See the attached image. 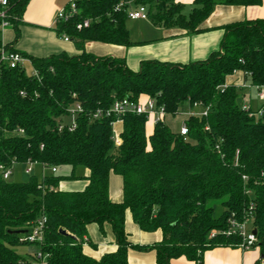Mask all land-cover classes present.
Wrapping results in <instances>:
<instances>
[{
  "label": "trees",
  "instance_id": "1",
  "mask_svg": "<svg viewBox=\"0 0 264 264\" xmlns=\"http://www.w3.org/2000/svg\"><path fill=\"white\" fill-rule=\"evenodd\" d=\"M28 1L13 0V37L4 47L28 57L37 75L0 64V165L33 162L56 171L67 167L68 173L50 170L38 178L31 171L18 182L3 179L0 172V264L38 262L17 247L34 244L20 237L41 215L46 221L39 250L45 264H129V248L154 250L156 264L178 257L202 264L205 250L238 245L237 235L221 232L229 229V219L244 217L251 218L257 238L255 264L264 261V111L249 116L241 109V89L225 84L235 72L250 84H264V18L222 25L219 49L196 62L142 60L131 70L123 58L85 50L87 42L132 44L125 22L127 10L137 5L146 7L154 25L196 33L215 5L246 7L261 0H193L187 14L176 0H78V11L53 27L78 53L44 57L14 48ZM83 20L89 24L78 29ZM142 95L163 106L166 115L192 110L195 103L193 110L206 114L187 115L186 135L171 130L165 120L154 123L147 135L146 114L126 113L119 144H114L112 118L92 119L91 114L123 97ZM75 102L82 107L75 128L59 130ZM78 167L87 169V176L76 174ZM112 174L121 178L120 201L109 197ZM76 179L87 181L82 189H59L61 181ZM127 211L140 230H160V241L130 243ZM91 223L102 233L105 224L110 226L115 251L98 259L83 252Z\"/></svg>",
  "mask_w": 264,
  "mask_h": 264
},
{
  "label": "crops",
  "instance_id": "2",
  "mask_svg": "<svg viewBox=\"0 0 264 264\" xmlns=\"http://www.w3.org/2000/svg\"><path fill=\"white\" fill-rule=\"evenodd\" d=\"M176 1L183 5L182 12L184 13L185 6L187 4L192 5L193 0ZM66 2L67 0H29L22 14L19 25L20 35L14 44V48L35 57H44L60 52H65L68 55L77 54L74 44L70 40L65 41L62 36H58L53 30L55 12ZM255 18H264V0H261L258 5L246 7L217 4L210 15L200 23L199 28L201 30L196 33H189L186 29L180 27L154 25L149 19H130L136 22L132 26L125 24L132 44L115 46L87 42L85 50L97 56L110 55L123 58L126 66L131 70H137L142 60H159L175 64L196 62L206 59L211 52L219 49V43L223 36L222 25L242 19ZM9 30L10 34L5 38L3 37V42L12 39L13 32L10 28ZM243 82L241 72H235L225 79L227 85L238 86ZM241 91V93L246 92ZM248 93L250 94L249 91ZM141 99H145V96L142 95ZM187 110L189 111V109ZM120 126L121 122L114 125L117 133ZM153 126L154 124L150 120L146 121L145 132L147 135L152 133ZM33 166H39L41 175L43 174V167L38 164ZM87 174L88 171L85 169L82 176H87ZM86 182V180L81 179L63 180L59 183V189L80 190ZM121 189V178L112 174L109 178L108 187L111 200H121ZM103 229L104 233L99 230L98 225L95 223L87 226L89 240L82 245L83 252L86 255L98 259L105 253L115 251L116 244L110 226L105 224ZM125 230L128 233L129 242L135 245H152L161 239L160 230L154 232L140 230L132 221L128 211L125 214ZM37 249V245L30 244L24 246L20 253L31 257ZM127 258L129 264H156L154 250L144 251L129 248ZM259 258V250L256 247L242 251L237 246H218L203 252L202 264H255ZM29 264H39V262L32 261ZM170 264L194 263L184 257H178L171 259Z\"/></svg>",
  "mask_w": 264,
  "mask_h": 264
},
{
  "label": "built area",
  "instance_id": "3",
  "mask_svg": "<svg viewBox=\"0 0 264 264\" xmlns=\"http://www.w3.org/2000/svg\"><path fill=\"white\" fill-rule=\"evenodd\" d=\"M77 1L78 0H67V2L60 7L55 15L54 24L58 21H66L72 15H74L77 11ZM13 0H0V33L3 36V33L6 29L11 27V21L13 19L16 20V17L11 13V5ZM127 18L129 19H148L147 17V9L144 5H137L133 8L127 10ZM89 24L88 20H83L79 22L76 27L78 29L85 27ZM64 40H69L66 36H63ZM1 41L0 47V64H6L10 68L22 67L24 69L26 64L30 66L29 75H37V72L32 68L30 59L26 56H23L19 52L9 51L4 47L3 38ZM237 88L244 90L241 94V109L248 113L249 116L259 117L262 115L264 111V84L262 85H253L247 81H244L240 85L236 86ZM253 90L255 92V96L257 100L260 102V105L256 110L251 108V98L248 91ZM23 95L24 93L21 92ZM145 96V99H141V96L136 100H132L129 97H123L122 99L115 100L110 107L108 108H98L92 114V119H100V118H112L111 126L113 131V142L114 144H119L118 133L114 129V125L118 122H121V117L126 113H135V114H146L147 120H150L153 124L157 121H163L165 118V111L163 106H156L155 100L149 96ZM193 109H198L197 104H193ZM187 111V115L190 114H200L205 115L206 110L203 111H195V110ZM82 111V107L79 102H75L68 109V115L65 118H69L66 122H60L58 129H62L66 127L69 131H72L76 126V116L79 112ZM181 135H186L187 127L184 123V120L179 126L178 129ZM16 134L22 135L23 130L17 129L15 131ZM36 163L28 162L25 166L24 172L29 174L32 170V166ZM11 167H4L0 165V172L3 179H8L11 175ZM50 170L52 172L56 171L55 167H51ZM245 179L244 176H242ZM46 221L44 215H41L30 227V230L23 234L20 237L21 241L34 243L37 245L38 249L34 253V256L38 259L39 264H45V255L41 253L39 250V245L43 240V226ZM229 229L221 232L224 235L235 234L240 238V242L237 247L242 251L249 250L254 248L255 243L257 241L255 233H253V227L251 224L250 217H244L241 221L237 219H229ZM215 231L211 232V235L215 234ZM259 264H264V261H260Z\"/></svg>",
  "mask_w": 264,
  "mask_h": 264
},
{
  "label": "rangeland",
  "instance_id": "4",
  "mask_svg": "<svg viewBox=\"0 0 264 264\" xmlns=\"http://www.w3.org/2000/svg\"><path fill=\"white\" fill-rule=\"evenodd\" d=\"M192 7V5L190 4H187L185 6V9H184V13H188L190 8ZM57 12V11H56ZM56 12H55V15H56ZM55 18V16H54ZM136 22H133L132 20H130L129 18L126 19V22L125 24H127L128 26H132L133 24H135ZM10 34V30L8 29L7 31H5L4 33V36H2V34L0 33V40L4 37H6L7 35ZM3 38V39H4ZM25 70L26 72H29L30 70V66L28 64H26L25 66ZM242 92V91H241ZM250 95H251V108L253 110H256L259 106V101L257 100L256 96H255V92L253 90H250ZM187 117V111L186 109H184L182 112H179L177 113L176 115L174 116H171V115H165V121L166 123L169 125L170 129L171 130H178L179 129V126L180 124L182 123V121ZM69 118H64L63 119V122H66L68 121ZM150 123V122H149ZM148 123V124H149ZM24 168L25 166L23 165H20V164H17V165H14L12 166L11 168V175L9 176V180L11 181H24L26 180L29 175H35L36 177L40 178L41 177V168L39 166H32V172L30 174H27V173H24ZM85 172V169L82 168V167H78L76 169V174H80V175H83ZM55 173L57 174H67L68 173V168L67 167H61L60 169H58ZM43 174H50V169L49 168H45L43 170ZM23 247L24 246H18L17 247V251H21V249L23 250Z\"/></svg>",
  "mask_w": 264,
  "mask_h": 264
},
{
  "label": "water",
  "instance_id": "5",
  "mask_svg": "<svg viewBox=\"0 0 264 264\" xmlns=\"http://www.w3.org/2000/svg\"><path fill=\"white\" fill-rule=\"evenodd\" d=\"M253 233H255V230L253 229V231H252ZM60 233L61 234H68L65 230H63V229H60ZM261 258H262V256H261Z\"/></svg>",
  "mask_w": 264,
  "mask_h": 264
}]
</instances>
